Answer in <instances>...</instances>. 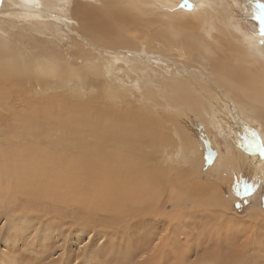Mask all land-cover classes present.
<instances>
[{"label":"bare ground","instance_id":"bare-ground-1","mask_svg":"<svg viewBox=\"0 0 264 264\" xmlns=\"http://www.w3.org/2000/svg\"><path fill=\"white\" fill-rule=\"evenodd\" d=\"M86 1L0 0V108L17 122L1 131L0 203L122 238L125 264H189L161 210L174 192L204 194L192 180L197 137L156 100L205 102L211 122L224 114L230 164L264 170V48L222 13L228 0ZM95 73L102 80L87 81ZM164 128L172 150L157 139ZM224 165L213 155L207 172L223 176L209 166Z\"/></svg>","mask_w":264,"mask_h":264},{"label":"rangeland","instance_id":"rangeland-1","mask_svg":"<svg viewBox=\"0 0 264 264\" xmlns=\"http://www.w3.org/2000/svg\"><path fill=\"white\" fill-rule=\"evenodd\" d=\"M79 1L85 3L86 0ZM89 1L93 2L91 0L86 2L89 3ZM185 2L187 3V1L180 3L181 9H186ZM228 2V5L224 4L225 7L221 9L222 13L236 20L243 31L252 37H257L256 40L264 48V0H228ZM66 14H62L64 22L60 23V27L67 35L70 23ZM214 34L224 39L223 34L213 31V36ZM74 41L76 49L79 43L83 45L78 40L74 39ZM150 45L152 43L147 44L145 49L150 51L153 48L151 52H155L154 45L151 48ZM102 78L101 73H95L88 76L87 81L102 80ZM30 96L32 91L29 88L27 94L29 104L32 100ZM42 101L39 105H47L50 99ZM156 103L161 110L156 109L162 116L181 114L188 127L196 133L199 151V156L195 157L196 174L193 175L192 180L199 183L198 188L203 190L204 194L201 192L199 195L197 191L186 193V190L180 193L174 192L171 205H167L165 211L161 210L162 214L165 212L166 215L167 212L169 217L173 216L171 236L173 242L179 246L176 253H184L189 264H213L208 260H216L218 264H264V170L261 169L262 164L258 165L256 170L251 167L252 173L248 169L245 173L241 166L238 168L235 164H230L229 160L232 161V156L229 157V154L227 158L229 142L222 133V118L226 116L222 114L223 116L218 117L219 112L214 110V120L211 122L202 112L205 102L200 103L195 99L184 102L180 98L174 100L157 98ZM33 105L37 106L35 103ZM0 109L1 137L2 130L4 133L8 127L11 128V125L17 126V122L12 119L14 116L8 110ZM167 118L172 120V117ZM166 132L167 129L164 128L157 139L161 141V144L170 147L173 136L168 137ZM145 144H147L146 141ZM211 146L214 153L210 149ZM171 147L172 150L174 142ZM213 155L225 162V169L223 171L217 166H209V171L216 170L223 176L207 172V162L213 158ZM257 159L259 160V155ZM21 197L23 196L19 195V198ZM44 199L51 210L56 208L54 202ZM12 206L6 202V198L0 203V260L3 258L4 264H96L95 256L103 248V244L109 250L106 254L109 260L107 264H125L128 261L126 257L120 256L121 250L116 247L117 244L121 247L125 246L122 238L111 239L108 235L99 238L98 227H81L71 222V218L62 222L56 217L43 215L36 209L25 212L22 208ZM48 206H44V209H48ZM18 223L20 228L17 227ZM156 226H158L157 230H160L163 225L161 223ZM179 257L174 255L170 262L178 264Z\"/></svg>","mask_w":264,"mask_h":264}]
</instances>
